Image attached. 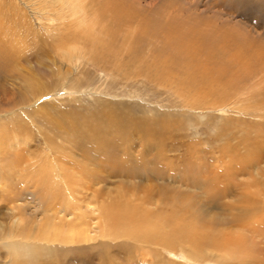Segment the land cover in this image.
<instances>
[{
    "label": "rangeland",
    "instance_id": "obj_1",
    "mask_svg": "<svg viewBox=\"0 0 264 264\" xmlns=\"http://www.w3.org/2000/svg\"><path fill=\"white\" fill-rule=\"evenodd\" d=\"M4 1L0 31L6 28L12 37L1 43L11 40L27 55L41 54L48 68L42 83L49 91L26 108L15 106V113H28L13 120L18 129L12 135L26 139L1 137L0 180L22 170L33 175L47 159L60 166L72 161L64 172L72 175L65 181L80 192L74 193L76 201L101 208L106 222L117 213L133 217L130 225L112 224L118 232L105 235L106 224L95 215L102 235L60 245L54 256L39 258L43 264H240L219 262V251L209 246L198 260L185 257L182 249H192L190 230L196 237L204 231L241 234L245 247L264 260V222L258 230L240 226L248 215L264 213V56L226 60L234 64L223 77L207 76L201 59L202 66L189 72L169 63L168 54L177 49L167 46L170 41L159 30L170 23L173 34L190 28L229 33L234 44L228 51L264 54V0H127L131 5L121 7L132 11L122 16L110 11L106 0H80L89 11L76 17L51 0L40 13L32 10L31 0ZM73 37L78 56L56 63L60 73L48 75L56 59L51 45L71 51ZM33 61L28 66L34 76ZM17 71L1 72L0 85L15 84L21 79ZM61 73H67L64 80ZM6 90L17 102L16 90ZM57 181L48 191L39 183L25 184L29 193L21 201L29 221L42 220L45 208L67 201L69 191ZM7 204L11 207L0 201L5 207L0 221L8 222ZM148 222L159 224L157 235L144 233ZM165 237L174 239L169 244ZM9 262L0 254V264Z\"/></svg>",
    "mask_w": 264,
    "mask_h": 264
},
{
    "label": "bare ground",
    "instance_id": "obj_2",
    "mask_svg": "<svg viewBox=\"0 0 264 264\" xmlns=\"http://www.w3.org/2000/svg\"><path fill=\"white\" fill-rule=\"evenodd\" d=\"M17 1L20 5L27 4L25 0ZM44 1L46 0H31L30 5L33 6L31 7L32 10L36 13L43 12L46 8H44L43 6ZM51 2L58 4L61 12H65L64 14L67 13V15H70L71 17H76L78 15L83 16L87 14H85L87 10L89 11V9H87V7L80 0H51ZM105 4L110 11L116 13L118 12L119 16H122L121 13L123 14L125 12L129 14L130 11H132L131 7L128 8L129 10H125V8L123 9V7H121L122 4L131 5V3L127 0H106ZM6 6L8 7L7 3L4 0H0V9L2 7H5V9H7ZM76 23H78L77 20ZM169 24H167L168 28H165L166 26L161 28L159 27V30L164 31L165 37L170 41L168 42L167 46H175L177 49V51L173 54H168L169 60H167L169 61V63L178 62L179 65H182V67H184L189 72H193V66H202H200L199 61L197 62V60L200 59L201 61H204V68H202V71H204L207 76L213 74L214 72H220L222 77L228 72V67H232V64L236 63L237 61L245 60L249 58V56L260 58L261 60L263 59L264 54H262L261 52L259 53L258 51H252L250 53L246 51L248 52V54H246L242 49L235 47L234 49H232V52L228 51V47L231 48L234 44L231 36L228 35L229 33L217 34V32H215V34L214 31H216L217 29H212V31L214 30L213 33L215 35H208L209 33L204 34V31L201 33L194 28H190L188 32L173 34V29H171V24ZM145 32H147V30L144 31V33ZM148 32L150 36L157 34L156 29L152 31L149 30ZM0 34H2V37L0 36V73L4 71L8 72L9 70L12 71L14 69H19V71L17 72L21 74V79L17 80L18 77L15 78L17 80L15 84L18 86V88H16L15 84L0 85V140L3 135H7L8 133V135H11L14 138L8 137L9 139L7 140L12 139L13 141H25L26 138H18L17 136L16 139V136L12 135L13 132L18 129L17 127H15L16 122L15 124L12 123L13 120L15 118L27 115L28 113L25 110L15 113V106L21 105L22 108H26L28 102L33 103L35 101H38L37 99H39L47 91H49L42 83L43 74H46L48 68L42 66L43 57L41 54L39 55V53H37L38 56L34 57V55L32 56L28 53L30 55L29 56L27 55V53H23L22 51H20V49L18 50L15 46L16 42L14 44L11 42V40L7 45L2 44V38L3 41H6L4 39L9 40V38L12 37L10 36V32L6 30V28L5 30L3 29V31H0ZM75 42V38L73 40L70 39V41L68 42L69 44H71V51L63 49V46H58V44L51 45L50 52L55 53L56 58L54 67L56 66V63L63 64V60H69L71 58L75 59L78 56L79 48L77 47ZM32 58H34L33 62H35L34 64L36 74L34 76L31 75L32 72H30V68L28 66ZM229 59H233L235 62L233 63L232 61H230L229 63L227 62L225 64V61ZM24 64H26V66H23ZM56 70L58 69L55 67L54 70L47 72V74H53L54 72L56 74L60 73L59 70ZM61 74L64 80L67 73ZM218 81L219 79L215 82ZM6 89H9L11 93L16 90V94H19L17 95V102L14 100V98L12 99L9 97L11 94L6 93ZM207 90L210 91V89ZM1 105H3V107ZM56 160L57 159H47L44 162L47 163V165L42 163L37 173L33 172V175H30V173H24V171L22 170V173H8L6 177L0 180V201L7 200L9 204L11 203V207H9L8 204L6 207L9 210V213H4V216L6 220H8V222L0 221V254L4 252L6 256L10 258L9 264H43L44 261L40 260L39 258L46 255L50 257L54 256L58 253V251H60V245L64 244L66 246L70 244L74 246L71 243L77 244V242H85L91 240L92 238H95L93 236L94 233L96 235H102L103 232L101 229V224L98 220H96V217H94L98 214L100 215V217H102L104 223L106 224V226L103 228L105 230V235H107L109 230L113 229L111 227L112 224L114 226L123 225V227L126 224H132L131 219L133 217H131L130 214H126V217H124L123 219L121 218L122 216L120 217V215H117L118 213L113 215V217L112 215H110L107 219L109 222L108 223L105 220L106 218H103L104 214L101 212V208L96 207L94 206L95 204L92 205L89 202H86V205H82L81 202L76 201L74 193L77 194L78 192L73 191L74 189L71 188V186L73 185V181H71L70 179L69 182L65 181V179L70 178L72 175H70L68 172H64L65 165L69 164V162L72 161H64L60 166L59 163L56 162ZM104 171L106 170L104 169ZM57 180H62L66 186L65 188H67L70 193H68L69 195L67 197V201L62 206H60V208L55 207V205H52L50 209L49 207L45 208L42 220H32L35 215H31L28 217L32 221H29L27 217L24 216L27 215V208L23 206V201H21V197H24L29 193L27 192L29 186L25 187V184H28L30 181H32L33 186H36V184L38 185L39 183V185L42 184V187L44 189H47L48 191L50 187H55L58 184ZM69 186L72 192H70ZM4 208V206H0V218L3 215ZM51 211H53L52 214L50 213ZM257 213V217L255 216L256 213H252L248 215L244 220H242V224L240 225L241 228L245 229L249 227L252 230H258L259 223L264 222V213ZM253 217H256V222L254 223L251 222V219ZM145 225V234L157 235L159 227V224L157 222H148V224ZM141 227L142 226H140V224H136V226H134V229L141 230ZM115 231L118 232V230L113 229V232ZM233 233L221 231L214 235H208L207 231H204L203 233H200V237H196L197 235L195 236L192 230H190L189 234L187 235V239L190 242L192 249H182L186 254L184 256L190 258L191 260H198V258L204 253V250L209 246V249L219 251V254L217 255V257L219 258V262H223L228 259H238L240 260V264H244L245 262L249 261H252V264H264V260H259L260 258H257V254L254 251L248 250L245 247L242 235ZM173 239L174 238L171 237H165V242L167 241V243L171 244ZM72 251L73 250H71L70 252ZM48 260L51 262L54 259L49 258ZM200 264H203V262L200 261Z\"/></svg>",
    "mask_w": 264,
    "mask_h": 264
}]
</instances>
